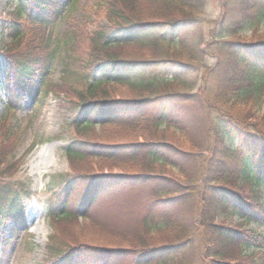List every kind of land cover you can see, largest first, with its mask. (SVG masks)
Returning <instances> with one entry per match:
<instances>
[{
	"label": "trees",
	"instance_id": "1",
	"mask_svg": "<svg viewBox=\"0 0 264 264\" xmlns=\"http://www.w3.org/2000/svg\"><path fill=\"white\" fill-rule=\"evenodd\" d=\"M60 1L16 0L11 17L0 18V30L4 38L10 40L7 43L10 48L4 52L9 75L30 78L34 76L33 71L45 75L57 53L56 47L69 45L71 34L52 40ZM157 1L102 0L101 6L104 2L110 5L106 13L110 24L91 28L86 24L82 37L91 45L88 53L78 55L81 53L77 49L73 53L68 49V56L61 57L64 80L74 83L69 91L80 98L76 119L80 138L76 137L67 146L72 158L77 160L81 156L84 162L94 161L96 157L118 160L124 167L132 165L139 170L123 172L127 179L122 180L113 171H109V176H115L116 180L112 177L83 179L84 175L89 177L91 174L88 164L91 161L75 167V172L66 179V186L72 192L75 183L78 185L85 180L82 201L90 203L85 206L88 213L84 217L90 223H97L91 210L99 200L105 199L97 198V202L91 199L111 184L118 188L123 183L153 185L155 200L146 208L142 229L127 226L125 233L131 237L121 240L117 223L113 222L117 218L106 220L104 225L107 228L114 226L116 235L109 233L110 237L103 244L96 240L103 220L90 226L86 218V222L78 220V210L61 212L59 209L57 214L54 213L57 225L54 234L57 238L59 235L64 237L69 247L60 248L52 237L44 264H73L74 255L80 259L75 264H183L187 260L183 257L191 250L195 252L198 264H250L256 250L264 249V240H256L264 237V33L258 32L259 25L264 23V0L240 1L244 18L237 19L238 26L230 30L233 36H240L214 43L218 46V59L213 66L205 64L203 83L197 88L195 82L178 77L179 72L172 80H165L177 86L163 84L164 81H157L160 80L158 77L146 79L147 75L143 73L137 75L140 70L137 67L141 64L148 69H156L161 63L167 69L171 68L172 62L189 65L182 57L169 54L146 58L132 52L124 55L123 47L137 45L139 41L148 40L149 35H157L158 23L175 26L180 21L200 18L195 16H199L197 13H201V4L205 2L164 0L168 3L165 6ZM122 3L125 6L120 9ZM149 5L154 6L153 11ZM166 10L171 13L169 17H161L165 21L159 20L161 12L166 13ZM152 12L149 19L148 13ZM28 21L41 32H47L46 56H30L24 49L30 45L35 47L38 42L36 38L34 43L23 41L28 35L25 30ZM248 29L255 31L253 38L239 33ZM161 39L173 42L172 38ZM203 40L199 42L200 46ZM171 42L168 46L173 45ZM181 56L191 58L190 54ZM97 71L101 76L96 74ZM215 72L221 78L218 88L213 90L206 81L207 75ZM46 82L42 81L43 94L50 91ZM117 82L140 86V94L153 92L156 95L120 98V90L115 93L113 89L102 90L107 84ZM75 83L85 86L82 92ZM23 91L35 96L37 88L33 92V88L24 86ZM114 101L122 104L116 105ZM97 119L102 120L101 131L96 130ZM207 122L210 126L206 132L201 128ZM152 125L151 130L149 126ZM114 127H120L124 132L117 137L110 135ZM215 135L217 141L225 143L228 139L231 143L222 146L221 153L213 155L209 161L202 152L207 148L206 141ZM101 148L113 155L96 156L93 151ZM168 149L175 155L168 153ZM4 156L5 159L0 158L2 177L5 176L2 171L16 170L20 164L19 161L9 162L6 154ZM2 164L6 166L1 170ZM176 167L185 176L184 180L176 176ZM149 168L158 173L149 172ZM161 177L178 180L179 188L168 186ZM24 201V196L13 185L0 186V232L6 219L24 217ZM184 210L187 212L183 215Z\"/></svg>",
	"mask_w": 264,
	"mask_h": 264
},
{
	"label": "rangeland",
	"instance_id": "2",
	"mask_svg": "<svg viewBox=\"0 0 264 264\" xmlns=\"http://www.w3.org/2000/svg\"><path fill=\"white\" fill-rule=\"evenodd\" d=\"M157 1V0H155ZM241 0H205L201 4V13H197L200 18H192L187 21H180L177 26H169L166 24L157 25L158 29L157 35H149L148 40L139 41L137 45H130L123 47L124 55L132 52L140 57L153 55L155 58H161L169 54H174L178 57H182V61H188L189 65L181 63H173L171 68L167 69L164 63L156 66L155 68L145 69L143 65H138L139 71L137 75L143 73L147 75L145 78L158 77L157 81L167 85H175L174 82H167L165 80H172V77L179 72L178 77H184L189 82H195V87L203 83V75L205 74L206 65L213 66L218 59V46H215L216 41H224V39L235 40L240 36H233L231 29L237 27V19L244 18L245 12L240 3ZM102 0H61L55 15H58V19L54 26V36L52 40L65 37V35H70L72 39L68 46L63 45L61 47H56V54L51 59L46 74L40 75L41 73L33 71V77L24 78L19 76V78L9 75L8 66L5 64L4 52L6 49L10 48V44L7 46L6 38L0 31V158L5 159L4 154L9 162L19 161L20 164L16 167V170L10 169L7 171H2L3 175L10 176V178H4L5 176H0V186L5 184L13 185L16 191L24 196L25 201V214L23 218L16 219H6L3 231L0 237V264H44L48 259V247L51 243V238L54 237L58 242V246L69 247L66 239L59 235L55 236L57 225L55 224L54 213L57 214L59 209L62 211H68V209L78 210L79 221L86 222L84 217L88 211L85 206H88L90 202L84 204L82 201V194H84L85 180L90 177L102 178L116 180V177L109 176V171H113L120 175V179L125 178L126 174L123 172H136L132 165H127L124 167V163L118 160H105L103 158H97L93 161L90 159L88 161H83L81 156L77 157V160L73 159L68 148L61 149L62 144H67V146L79 137V131L77 128V121L79 116L80 104L77 100L80 99L77 93H71L69 91L70 85L74 83L66 82L64 80V72L62 70V56H68V51L72 53L74 49H77L83 55L88 53L91 45H88V41L82 37L85 31V25L87 28L93 26L110 24V19L106 15L107 10L110 5L104 2L101 6ZM161 5H167L168 3L164 0H158ZM16 6V0H0V18L6 19L11 17L10 13L14 10ZM125 4L120 5V9H123ZM150 7V5H149ZM154 6L149 9L153 11ZM167 11V10H166ZM149 19L152 18L153 12L148 13ZM170 12H161L159 15V20L167 19ZM162 17V18H161ZM194 17V16H193ZM238 20V21H239ZM87 21V22H85ZM165 21V20H163ZM0 19V24H1ZM240 22V21H239ZM25 30L28 35L24 38V43H34V38L37 39V45L34 47L30 45L28 48L24 49L31 54L30 56L40 57L46 56V51L44 48L45 37L47 32L43 33L38 30L29 21L25 23ZM168 30V31H167ZM241 30V34L244 36L254 37L255 31ZM259 33H264V23L258 27ZM44 36H42V34ZM78 33H80L78 37ZM168 34V35H167ZM40 36V38L37 37ZM167 37L168 40L172 38L173 42L167 41L160 38ZM78 37V39H76ZM156 38H159L156 39ZM67 39V38H65ZM203 40V45L200 46L199 42ZM160 41L163 43L161 44ZM173 45L168 46V43ZM181 45V43H183ZM212 42V43H211ZM202 44V43H201ZM25 45V44H24ZM175 45V46H174ZM149 48V50H147ZM7 49V51H8ZM69 49V50H68ZM161 51L156 53L154 51ZM200 49H202L200 51ZM204 51V52H203ZM203 52V53H202ZM183 53L190 54L191 58H183L181 56ZM181 61V62H182ZM198 61V63H196ZM42 67V66H41ZM147 74H146V73ZM101 76L100 71L96 73ZM208 74V73H207ZM9 77V78H8ZM220 76L215 72L213 74L207 75L206 84L213 90H216L218 83L220 81ZM46 80L48 84V89L50 90L47 94H43L42 81ZM155 80V79H154ZM42 83V84H41ZM80 87V92L85 88L82 83H75ZM23 86L28 87L30 90L37 88L35 96L28 95L23 91ZM140 86H135L133 84L123 85L120 83H109L102 88V90L107 91L108 89H113V92L122 91L120 98H137L155 96L156 94L151 92L141 93L139 91ZM118 97V96H116ZM12 103V104H11ZM116 105H121V102L114 101ZM10 105L14 108H10ZM79 105V108L77 107ZM243 108L244 106H240ZM78 108V109H77ZM205 113V112H204ZM47 114V117L42 123L39 122L40 116ZM94 119V118H93ZM255 120V119H253ZM102 120H95L96 130L101 131L103 129ZM210 123L204 124L201 128L202 130H208ZM152 130L154 126H149ZM120 132H124L120 127H114L111 130L110 135L117 137ZM210 131L209 133H211ZM128 134V133H126ZM141 137V136H140ZM111 142V141H110ZM228 143H231L227 139V142L217 141L216 135L206 141V149L202 152L207 160H211V157L221 153L222 146L225 147ZM80 148V147H79ZM44 151L47 152L45 156V161L39 166L36 165L40 162V154ZM99 151V152H98ZM95 155L107 156L113 155L109 153L107 149H96ZM216 152V154H214ZM168 153L175 155L172 150L168 149ZM202 155V154H197ZM195 155V156H197ZM6 161V162H8ZM91 161V162H89ZM8 162V164H9ZM89 164V177L87 175L83 178L82 182L78 185L75 183V187L70 192V187L66 186V179L71 177V173H74V168L78 167L80 164ZM194 162V161H193ZM121 164L123 168L121 167ZM189 165V164H188ZM193 165V164H192ZM6 166L1 165V170ZM191 165L188 169L191 170ZM151 173H158L157 170L148 169ZM176 176L179 175L184 180L185 176L181 175V172L176 167ZM87 172V173H89ZM99 172V173H96ZM95 174L92 176V174ZM83 176V177H84ZM158 176V175H157ZM175 176V177H176ZM2 177V178H1ZM112 177V178H110ZM178 177V176H177ZM165 184L168 186L179 188L176 179L166 178ZM167 180V181H166ZM27 182V183H25ZM123 183L119 188L115 184L108 185L107 188L101 193L95 196L91 201L97 202V198H102L104 200H99L98 204H95L91 210L96 222L89 221L87 224L90 226L92 224H99V221L103 220L102 228L97 232L99 238L96 239L99 244L104 243L109 237V233L114 232L115 227H108L106 220H111L113 217L117 219L113 221L116 222L118 233L120 234V239L123 240L124 237H131L132 235L127 232L126 229L129 225H134L133 229L139 227L142 229L141 222L145 217L147 212V206L155 200V194L153 192V185L139 186L138 184ZM43 186V191H38V189ZM64 188V189H63ZM118 190V191H117ZM64 192V194L62 193ZM8 195L11 194L8 192ZM70 200V201H69ZM113 212V213H112ZM187 211L184 210L183 215ZM91 214L89 216H91ZM100 219V220H99ZM128 226V227H127ZM29 227L34 229L33 232L29 231ZM141 227V228H140ZM135 232V231H134ZM264 236V230H262ZM163 239L158 240L161 242ZM256 240H264V237H258ZM96 243V242H94ZM94 249L92 250V252ZM187 251L183 258H187L183 264H198L195 260V252ZM190 252V253H189ZM75 260H80L75 255L73 256ZM253 261L250 264H264V250L256 251V254L252 258ZM74 262V260H72Z\"/></svg>",
	"mask_w": 264,
	"mask_h": 264
},
{
	"label": "bare ground",
	"instance_id": "3",
	"mask_svg": "<svg viewBox=\"0 0 264 264\" xmlns=\"http://www.w3.org/2000/svg\"><path fill=\"white\" fill-rule=\"evenodd\" d=\"M47 117H49V116H47V114H45V115H43V116H40V118H39V122H43ZM47 155V152L46 151H44L42 154H40L39 156H40V162H38L36 165H40V164H43L44 163V161H45V156Z\"/></svg>",
	"mask_w": 264,
	"mask_h": 264
},
{
	"label": "clouds",
	"instance_id": "4",
	"mask_svg": "<svg viewBox=\"0 0 264 264\" xmlns=\"http://www.w3.org/2000/svg\"><path fill=\"white\" fill-rule=\"evenodd\" d=\"M66 147H67V144H66V143L61 145V149H64V148H66ZM25 183H27V182H25ZM38 191H43V186H41V188L38 189ZM29 231H30V232H33L34 229H33L32 227H29Z\"/></svg>",
	"mask_w": 264,
	"mask_h": 264
}]
</instances>
